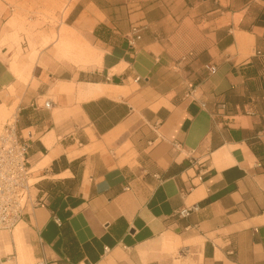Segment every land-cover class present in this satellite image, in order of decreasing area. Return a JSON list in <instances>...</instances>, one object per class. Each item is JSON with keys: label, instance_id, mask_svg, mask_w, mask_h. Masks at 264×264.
Masks as SVG:
<instances>
[{"label": "crops", "instance_id": "0c3cea01", "mask_svg": "<svg viewBox=\"0 0 264 264\" xmlns=\"http://www.w3.org/2000/svg\"><path fill=\"white\" fill-rule=\"evenodd\" d=\"M68 19L99 62L37 66L17 99L45 203L18 226L37 264H264V0H80ZM77 85L120 93L81 99Z\"/></svg>", "mask_w": 264, "mask_h": 264}, {"label": "rangeland", "instance_id": "374dc122", "mask_svg": "<svg viewBox=\"0 0 264 264\" xmlns=\"http://www.w3.org/2000/svg\"><path fill=\"white\" fill-rule=\"evenodd\" d=\"M80 0H0V54L7 53L11 56L10 67L16 84L10 88L13 97L12 103L0 102V135L8 124H14L19 105L15 95L25 91L27 85L33 80V71L39 66L43 70L75 71L86 67L82 63H64L57 55L56 48L62 41L61 34L65 25H69V14ZM60 34H59V28ZM78 43L69 44L71 48L87 46L85 39L73 30ZM58 45V46H57ZM89 46V45H88ZM30 62L32 68H28ZM23 63L25 64L23 67ZM94 63H89V65ZM79 65V66H78ZM16 92V93H15ZM22 97V96H21ZM15 108V109H14ZM34 178V177H33ZM35 183V179L32 181ZM33 194H36L33 191ZM22 226L14 232H0L8 240V245L0 243V257L6 256L11 250L10 241L16 242L17 254L11 264H37L38 261L19 259L22 249L27 250L22 244ZM16 232H20V238ZM4 259V261L9 260Z\"/></svg>", "mask_w": 264, "mask_h": 264}, {"label": "built area", "instance_id": "2783aa9c", "mask_svg": "<svg viewBox=\"0 0 264 264\" xmlns=\"http://www.w3.org/2000/svg\"><path fill=\"white\" fill-rule=\"evenodd\" d=\"M214 74V66L206 67ZM50 109L51 103L44 104ZM28 157V147L23 144L14 124H8L0 135V231H13L24 220L28 208L43 207V200L34 196L35 183ZM198 210V206L184 208L178 212L187 218Z\"/></svg>", "mask_w": 264, "mask_h": 264}, {"label": "bare ground", "instance_id": "6f19581e", "mask_svg": "<svg viewBox=\"0 0 264 264\" xmlns=\"http://www.w3.org/2000/svg\"><path fill=\"white\" fill-rule=\"evenodd\" d=\"M63 35V37H62ZM62 41L60 45L56 48V55L57 58H59L64 63H82L88 64L89 63H98L99 62V54L96 51H93L88 45L85 46H78L77 49H74L73 47L69 46V44L78 43L74 39L76 37L75 33L68 28V26H65V30L63 34H61ZM79 44V43H78ZM28 68H32L33 65H30V62H28ZM25 64L23 63V67ZM73 87L69 85H65L62 88V91L66 92H72ZM16 93V92H15ZM120 92L117 89L110 88L107 86H101V85H77V94L79 98H90L99 96L102 94H110V95H118ZM22 95V92H19L15 95L16 99L20 98ZM9 96V95H8ZM6 101V99H4ZM15 109V108H14ZM233 148H230L228 150H222L214 155V165L218 167L219 169H223L227 166L233 165L236 161L231 156V151ZM247 156L252 159L253 157L246 153ZM17 237L20 238V232H16ZM8 241L4 235L0 234V243ZM164 245L170 248H176L180 245V242L178 239L169 237L164 241ZM21 255H19V259L21 258L22 261L25 260H33V254L30 250H24L22 249ZM9 255H12V250L9 251ZM9 263H12V261H9Z\"/></svg>", "mask_w": 264, "mask_h": 264}]
</instances>
